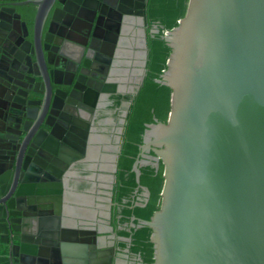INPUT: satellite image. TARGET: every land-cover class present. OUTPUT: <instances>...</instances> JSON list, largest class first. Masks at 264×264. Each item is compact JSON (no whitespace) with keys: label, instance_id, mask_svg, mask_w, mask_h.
I'll return each mask as SVG.
<instances>
[{"label":"water","instance_id":"1","mask_svg":"<svg viewBox=\"0 0 264 264\" xmlns=\"http://www.w3.org/2000/svg\"><path fill=\"white\" fill-rule=\"evenodd\" d=\"M56 2L67 11L66 0H0V57H30L33 69L22 72L42 82V64L52 72L67 70L63 64L72 58L69 33L81 34L73 15L87 21L70 11L58 17ZM99 2L103 49L92 47L96 26L85 45L83 69L74 75V90L84 82L81 76L89 74L85 94H98L103 82L107 98L126 95L123 86L100 73L91 55L96 52L105 63L114 56L111 8L117 10L118 33L134 3L146 17L148 0ZM27 6L32 7L23 13L30 26L21 11ZM158 32L155 28L151 34ZM162 38L170 53L159 83L171 89L170 109L166 122L156 119L147 125L133 166L138 190L145 191L148 201L151 193L140 184L141 167L162 164L160 204L147 220L135 224L132 217L131 227L151 230L152 264H264V0H187L185 15ZM142 55L146 71L147 38ZM12 84V101L19 98L24 108L18 124L7 118L4 104L9 99L2 89L8 85L0 81V264H112V257L105 258L112 252L105 240L114 234L108 220L115 186H97L91 175L81 181L90 191H75L68 170L88 168L89 158L67 157L58 152L60 143L41 138V125L52 127L41 118L47 91ZM52 84L72 85L54 78ZM57 93L51 95L52 110L59 102ZM31 94L41 97L36 110ZM62 113L63 120H71ZM11 133L19 138L33 134L30 146L23 151L6 144L2 138ZM147 152L154 154L151 161L142 157ZM113 160L114 182L120 157ZM101 188L108 192L96 194ZM68 193L100 202L95 208L80 207L79 202L73 206ZM120 239L132 242L131 237Z\"/></svg>","mask_w":264,"mask_h":264},{"label":"flooded vegetation","instance_id":"2","mask_svg":"<svg viewBox=\"0 0 264 264\" xmlns=\"http://www.w3.org/2000/svg\"><path fill=\"white\" fill-rule=\"evenodd\" d=\"M67 1L70 2L67 4V11H70L76 15L81 14L87 19V21L83 22L79 19H76V17L73 15L75 30L81 34L76 32L69 33L71 37L69 48L72 58L69 62L63 64L67 70L52 72V67H46L44 64H42V74L44 76V82H42L40 78L33 79L22 72V70L25 71L26 69H33V60L30 57L26 56L23 57L21 61H18L16 59H10L7 56H1L0 81H3L8 85V87H4L5 89L2 90H4L6 95L8 94L7 96L9 99L4 104L6 109L5 113L7 114V118L11 119V122L15 124H18L21 122V120H23L22 108H24V106L20 104L21 100L18 98L17 103L12 101L15 96L14 91L11 89L13 87V82L25 86H32L38 91H47V101L42 110L41 118L48 120L52 127H49L43 123L39 128L42 134L41 138L44 137L43 139L46 140L47 138L51 137L53 141L60 143L59 147L56 148L59 153H64L67 157H88L90 160L89 166L86 169L73 168L68 170L67 179L71 180V187H73L75 191H90L89 186L81 181L86 176L88 177L91 175L95 176V180L98 182L97 186L110 187L114 185L116 187L118 173L117 180H114V182L110 179V176L112 175L113 170V157H121L122 154L124 134L123 121H126L124 114L127 110H124L117 117L114 115V111L116 109H114L112 105L113 96L115 95L107 98V94L102 91L105 86V83L103 82H101L102 89L100 92H98V94H85L86 89L83 90V88L85 87V84L88 83V81L92 80L89 74L87 76L86 74L81 76V78L84 79V82L78 83L76 90H74L73 86L75 85V82H73L75 73L77 72L78 75L83 69L82 60L84 56L85 45L88 38H92V36L89 35L91 31L92 33L95 32L94 29L96 26L97 30L95 32V37L92 38L94 39L92 47L94 49L99 48L100 51L103 49L100 41H103L101 37L105 34V31L102 28L105 22L102 18H99L98 15L99 10L101 9V4L99 0H66V2ZM110 1L115 5L120 3V0ZM31 7L32 6L21 8L22 13ZM54 8L58 9V17H61L64 12H67L63 11V6L57 2L55 3ZM131 10L132 12L122 21V26L118 33H116L117 15L115 13L117 10L115 8H111L109 10V13H111L114 17L112 20L113 23L110 24V27L112 28L113 34L117 35V42H114L116 45L114 56L111 58L109 63H105L99 59V56L96 54V52H93L91 55L92 60L97 62L96 64L98 67H100L101 72H99L103 74L107 80L113 81L118 86H123V88L129 92L128 94L135 93V89L140 85V79L144 76V72L147 74V68L145 71L141 65L143 62V41L147 38L148 30L147 14L146 17H144L142 13L143 9L140 7V5L137 6L135 3L131 5ZM23 15V20H25L30 26L29 18L26 14L23 13ZM131 46H135L136 49H138L136 50L138 53H135L136 51L134 52L133 50H129ZM12 50H14V54L17 53L16 49ZM107 50L109 51L110 48ZM97 53H99L98 50ZM89 62L92 61L89 59ZM58 64L61 65L62 62L59 61ZM106 72H108V75ZM53 78L62 83H72V85H54L52 84ZM57 90L59 102L52 110V108L49 106V102L51 95ZM70 94L72 96H70ZM30 98L34 103L32 106L33 110L38 109L40 105L38 100H40L41 97L37 94H31ZM69 99L73 100L71 104L68 103ZM22 100L23 104H25V99ZM17 106H19V109H16ZM63 111H65V116L70 117L71 120H63V118H61ZM10 129L12 132L13 128ZM14 130L15 133H18L17 129ZM52 131H54L53 134ZM32 135L33 134H30L27 138L26 135H23L19 138L18 135H13L11 133L6 134V138L3 136L2 139L6 144L12 145L14 147H21L24 151L27 146H30ZM60 135L61 138H58ZM61 144H64L66 149L62 147ZM119 151L121 152L120 154L118 153ZM142 157H146L147 161H151L152 157H154V154L147 152ZM99 176L102 178L101 180L98 179ZM99 191L100 194H106V192H108L101 188L97 189L96 194H98ZM66 196L73 206L77 205L73 202H79L80 207L86 206L95 208L100 202L97 200L98 198L95 199L88 197L89 200H85L83 197L72 196L69 193ZM112 200L113 206L110 209L112 215L108 222L113 227L114 234L105 240V244L112 249V252L105 253V258L112 257V264H135L138 258H134L131 255V243L123 242L120 239L125 237L120 234V231L121 229L125 228L127 224L120 223L119 225L115 223V212L117 210L115 190ZM104 205L108 206L106 202ZM122 243H126L127 245L122 246Z\"/></svg>","mask_w":264,"mask_h":264},{"label":"trees","instance_id":"3","mask_svg":"<svg viewBox=\"0 0 264 264\" xmlns=\"http://www.w3.org/2000/svg\"><path fill=\"white\" fill-rule=\"evenodd\" d=\"M187 0H148L147 14V44L148 61L147 74L143 84L135 93L113 96L112 107L114 115L128 111L124 123L123 150L119 162L118 180L115 187L116 224H127L120 234L131 237V255L138 258L135 264L153 263V245L150 242L151 230L147 227L134 228L130 226L132 217L147 220L158 209L163 183V166L147 165L141 167V186L149 189L151 195L147 201L145 191L139 189L133 166L139 156L140 146L147 125L155 123L156 119L166 122L170 109L171 89L159 83L160 75L166 69L170 48L162 35L177 25L185 15ZM157 28L158 33L151 34ZM137 203L145 206H137ZM127 245L122 243V246Z\"/></svg>","mask_w":264,"mask_h":264},{"label":"crops","instance_id":"4","mask_svg":"<svg viewBox=\"0 0 264 264\" xmlns=\"http://www.w3.org/2000/svg\"><path fill=\"white\" fill-rule=\"evenodd\" d=\"M129 50H131V51L133 50V51L135 52V51L138 50V49H136L135 46H133V47L131 46V48H129ZM135 53H138V51H136ZM84 208H86V206H84Z\"/></svg>","mask_w":264,"mask_h":264}]
</instances>
